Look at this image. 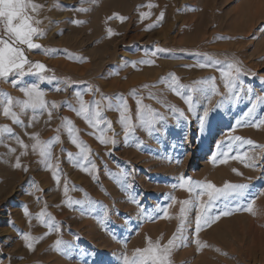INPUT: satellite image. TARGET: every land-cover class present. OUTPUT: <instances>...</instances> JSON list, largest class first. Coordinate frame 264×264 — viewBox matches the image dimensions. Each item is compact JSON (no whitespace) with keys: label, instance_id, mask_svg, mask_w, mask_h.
I'll list each match as a JSON object with an SVG mask.
<instances>
[{"label":"rangeland","instance_id":"374dc122","mask_svg":"<svg viewBox=\"0 0 264 264\" xmlns=\"http://www.w3.org/2000/svg\"><path fill=\"white\" fill-rule=\"evenodd\" d=\"M107 1L33 0L41 7L29 14L41 22L38 27L45 33L34 42L56 51L26 50L25 55L33 63H44L49 70L46 75L56 79L41 83L38 77L27 75L13 86L15 76L8 81L0 78V93L14 101L23 99L20 87L39 83L52 112L49 119L48 112L29 109L21 116L23 125H17L3 115L6 98L0 96V128L7 125L12 129V133L0 132V262L51 264L61 257L64 264H122L123 255L134 258L135 250L147 247L149 239L166 244L176 236L170 264H264V247H257V243H264V149L238 148V142L228 148L233 135L264 145V126H254L264 120V102L257 104L251 116L244 115L257 96H264V17L257 13L259 7L264 9V0H118L106 7ZM142 13L149 15L142 19ZM168 40L187 44L167 47ZM157 48L169 51L152 56ZM233 58L254 75L241 77L244 91L238 102L216 109L227 92L219 69L227 65H197ZM149 60L152 63L144 62ZM173 76L183 85L207 89L206 94H193L195 113L184 103L187 89L178 96L169 87ZM209 78H214L218 95L211 93L209 85L197 84ZM89 85L91 92L85 91ZM57 87L61 90L56 91ZM76 92L91 110L100 102L99 128L76 115ZM118 96L123 97L121 103H127L133 125L127 140L120 123ZM138 99L165 119L157 120L151 128L142 126L137 117ZM52 103L57 108L52 109ZM173 107L184 111L187 119L173 113ZM204 108H209L210 114L201 129L198 117ZM68 120L90 150L87 161L71 143ZM102 131L116 141L115 145L100 143ZM36 134L42 141H52L51 160L45 161L32 151L35 140L31 137ZM17 136L28 145L27 150L17 143ZM25 151L27 154L21 155ZM245 152L254 157V167L233 159ZM17 157L20 168L15 167ZM181 177L216 187L241 182L249 188L243 198L217 201L213 215L226 210L231 214L220 216L197 233L195 206L181 228L180 202L193 199L198 192L174 188ZM77 200L81 203H69ZM200 200L206 201L207 196ZM41 212L43 218L37 219ZM252 227L263 234L255 235ZM21 233L30 234L31 250ZM58 239L64 242L62 248L68 245L72 251H58ZM196 240L200 241L199 249ZM89 253H94V258Z\"/></svg>","mask_w":264,"mask_h":264},{"label":"snow or ice","instance_id":"6c2138e0","mask_svg":"<svg viewBox=\"0 0 264 264\" xmlns=\"http://www.w3.org/2000/svg\"><path fill=\"white\" fill-rule=\"evenodd\" d=\"M41 5L34 3L33 0H0V25H2L3 35L0 36V78L5 81H8L10 76H15L16 79L11 81L13 86H16L20 81L27 75H33L38 77L39 82L52 83L56 79L55 76L46 75L49 71L46 68V65L42 62L33 63L25 55L26 50H42L45 54H48L49 51L55 52V49L49 50L42 48L40 43L34 42V38L44 36V30L38 25L41 23L39 20L35 19L34 16L29 13H36L40 9ZM151 7V5H149ZM80 11H86V9H80ZM149 13H142L141 18H145ZM163 18V13L160 15V19ZM120 19H124L121 17ZM36 25V26H34ZM151 27H155L152 25ZM109 34L111 35V30L109 29ZM6 37V38H5ZM168 49L157 48L151 53L152 56H156L159 52H167ZM145 63H152V61H144ZM227 65L226 68L221 67L219 69L221 78L224 82V87L227 90L224 98L219 101L214 107L219 109L224 104L238 102L240 99V92L244 91L243 82L241 77L246 75H254L250 73L249 70L244 68L241 63L235 58L231 60H215L212 64L200 63L197 66L200 68L211 67L219 64ZM65 83H71V81H65ZM199 85H209L211 93L213 95L218 94L214 78H209L206 81H198ZM169 87L176 92L178 96H182V89H187L188 95L183 96L184 103L188 106V111L195 113L197 110V105L194 103L193 94L201 92L206 94L207 89L197 86H187L179 82V80L173 76L172 83L169 84ZM56 91L61 89L57 87ZM93 90L92 86L89 85L85 91L91 92ZM19 91L23 94V99L15 100L5 93H0V96H5L6 102L3 107V115L9 117L14 124L23 125L24 121L21 119V116L26 114L27 110H32L33 113L36 112H48L49 119L52 117V112L49 110L48 102L45 99L46 91L42 90L39 87V83H28L25 86L19 88ZM99 91V89H96ZM248 93L252 92V89H247ZM135 94V93H134ZM77 98H79V108L73 109L76 111L77 116H82L91 127L99 128L102 121L100 119L101 112L99 110V101L96 102L97 107L95 110H91L89 106L83 100V97L80 92H76ZM123 97H116V102L119 104L120 112V123L124 126L125 140H127L128 135L133 132V125L131 117L128 114V105L126 102L121 103ZM264 102V96H257L251 107L248 108L247 112L244 114L246 117L251 116L252 113L256 110L257 104ZM138 105L137 117L142 126L151 128L154 123L159 120L163 121L165 117L161 114L155 113L149 106L144 105L141 100L136 101ZM111 107V104L109 105ZM14 108L18 111L13 110ZM52 109L57 108V104L52 103ZM172 112L179 115L184 119H187L184 111L179 108L173 107ZM210 109L204 108L203 114L200 115L199 124L200 128L205 127L206 121L209 117ZM33 120L36 119V116L33 115ZM240 121H237V124H240ZM256 127L264 126V120H260L259 124H254ZM108 127L111 128V124H108ZM0 132L12 133V129L5 125L3 128H0ZM67 132L69 136L72 137L71 143L76 145L80 149V156L84 161L88 160L89 149L86 145L83 144V141L79 140L76 135V129L70 120L67 121ZM31 139L35 140V143L31 145L33 152H38L39 156L44 158L45 161H49L52 158V141H42L38 134L33 135ZM59 138L57 137V140ZM101 144H112L115 145L116 141L111 137L104 135L103 131L98 137ZM230 143L228 145L229 150L232 149L233 144L238 142V148L243 147L244 145L251 146L252 148L264 149V145H256L251 139H243L240 136H230ZM17 143L21 148L27 150L28 145L25 144L18 136L16 137ZM219 147V145H218ZM12 151H15L14 149ZM27 152H22L21 155H26ZM69 153V157H71ZM226 156L227 153H224ZM233 159H239L242 163H245L246 166L254 167V157L250 156L249 153L245 152L243 154L233 157ZM215 162V161H214ZM16 168L21 167L20 159L17 157ZM53 164L49 163L48 168L52 169ZM95 168V165H92ZM58 168V165H56ZM24 171L27 172V167L24 168ZM53 176L56 179V182L59 183V176L56 171L53 172ZM127 178L125 177V180ZM174 188L179 187L181 189H187L189 191L196 192L195 196L191 200H184L180 202V218H181V228H183V221L187 217V214L193 206L197 207V215L195 217V230L197 233L207 225H211L220 216H227L231 214V210H226L220 212L218 215H213L212 210L217 201L221 199L228 201L233 198H243L249 188V184L245 183H225L223 187H216L212 183H201L193 182L190 178L185 179L184 177L180 178L178 185H173ZM64 194L67 196L68 187L65 184ZM206 195L207 200L201 201L200 197ZM135 202V201H134ZM70 204H80L81 201H69ZM248 211H252V208L249 207ZM25 215L28 214V209H24ZM105 217L108 216L107 211L104 213ZM165 215L167 212L165 210ZM44 213L41 212L37 219H42ZM51 227V225H49ZM57 232L60 231V228L55 229ZM180 229H177L179 232ZM22 239L25 241L26 247L30 250L33 248V240L30 239L29 233H21ZM79 239V237H77ZM177 237L169 239L166 244H161L159 240L153 242L151 239L148 240V246L145 248H137L134 253V258H129L127 255H123L122 264H170V255L173 247L175 246V241ZM198 249L201 247L200 241L196 240ZM55 245L58 251L69 252L72 251L71 247L64 245V242L61 240H56ZM126 246V244H125ZM93 258L94 253H89ZM2 264V262H0Z\"/></svg>","mask_w":264,"mask_h":264},{"label":"bare ground","instance_id":"6f19581e","mask_svg":"<svg viewBox=\"0 0 264 264\" xmlns=\"http://www.w3.org/2000/svg\"><path fill=\"white\" fill-rule=\"evenodd\" d=\"M118 0H112L111 2L108 0L107 1V3L105 4L106 5V7L108 6V7H111L110 5H112L113 3H115V2H117ZM124 1V0H123ZM122 1V2H123ZM127 1V0H126ZM212 1V0H211ZM215 1V0H214ZM213 1V2H214ZM247 1V0H246ZM254 1V0H253ZM119 2V1H118ZM205 3V2H204ZM122 4V3H121ZM143 4V3H142ZM248 4V3H247ZM257 4V3H256ZM114 5V4H113ZM112 5V6H113ZM123 5H124V2H123ZM123 5H121V6H123ZM126 5V4H125ZM176 6V5H175ZM250 6V5H249ZM177 7V6H176ZM178 10V9H177ZM124 11V10H123ZM125 11H127V10H125ZM247 12V11H246ZM252 12V11H251ZM237 13V12H236ZM241 13V12H240ZM249 13V12H248ZM258 13V16H259V18H263L264 17V9L263 8H260L259 7V11L257 12ZM244 14H245V12H244ZM253 14V13H252ZM240 15V14H239ZM249 15V14H248ZM237 17H238V15H237ZM243 18V17H242ZM247 19V18H246ZM249 20V19H248ZM130 21V20H129ZM200 21V20H199ZM202 21V20H201ZM245 21V20H244ZM251 21V20H250ZM243 22V21H242ZM246 23V22H245ZM251 22H249V24H250ZM198 24V23H197ZM170 25V24H169ZM252 25V24H251ZM250 25V26H251ZM254 25V24H253ZM247 26V25H246ZM238 28V27H237ZM248 29V28H247ZM240 30V29H239ZM251 30V29H250ZM204 33V32H203ZM198 37V36H197ZM184 39V38H183ZM201 40V39H200ZM200 40H198V41H200ZM76 41V40H75ZM124 41V40H123ZM197 41V40H196ZM195 41V42H196ZM197 41V42H198ZM116 42V41H115ZM168 46L167 47H170V46H173V43H176V44H178V46H182V48H183V46H184V44H187V42H185V41H183V40H179V41H171L170 43H169V40H168ZM79 44V43H78ZM115 44V43H114ZM117 44V43H116ZM192 44H194V42L192 43ZM191 46V45H190ZM198 46V45H197ZM116 47V46H115ZM115 47H113V49L115 48ZM179 49H181V47H178ZM184 48H187V47H184ZM170 49V48H169ZM171 49H172V47H171ZM174 49V48H173ZM115 50H116V48H115ZM109 51V50H108ZM114 51V50H113ZM177 52V51H176ZM105 53H106V51H105ZM211 55V54H210ZM214 55V54H213ZM222 55V54H221ZM167 75V74H166ZM145 76V75H144ZM157 81V80H156ZM223 88V87H222ZM199 94V93H198ZM216 95V94H215ZM218 95V94H217ZM215 98V97H214ZM213 98V99H214ZM200 104V103H199ZM200 107V106H199ZM209 108H211V107H209ZM213 108V107H212ZM221 112V111H220ZM225 115V114H224ZM183 120V119H182ZM195 125V124H194ZM190 126V125H189ZM164 127V126H163ZM181 129V128H180ZM185 129V128H184ZM194 130V129H193ZM160 133V132H159ZM165 156V155H164ZM190 156V155H189ZM177 161V160H176ZM165 163V162H164ZM145 164V163H144ZM67 165V164H66ZM174 165V164H173ZM163 172V171H162ZM172 173V172H171ZM247 177V176H246ZM251 177V176H250ZM255 178V177H254ZM252 179V178H251ZM236 181V180H235ZM244 181V180H243ZM249 182V181H248ZM241 183V182H240ZM10 186V185H9ZM13 189H15V188H13ZM13 189H12V191H13ZM10 192V191H9ZM11 193V192H10ZM11 195V194H10ZM262 199V198H261ZM264 206V205H263ZM262 208V207H261ZM192 209V208H191ZM196 212V211H195ZM132 216V215H131ZM133 218V217H132ZM256 227V226H255ZM253 228V227H252ZM251 228V229H252ZM253 230H255L254 231V234L255 235H260V234H263L262 232H259L258 230H257V228L256 229H254L253 228ZM251 231V230H250ZM261 231V230H260ZM89 232V231H88ZM253 232V231H252ZM91 234V233H90ZM123 234V233H122ZM253 234V235H254ZM253 237V236H252ZM257 237H260V236H257ZM260 239V238H259ZM104 241V240H103ZM247 242V241H246ZM106 243V242H105ZM102 244V243H101ZM243 244V243H242ZM241 244V245H242ZM264 243H262V242H259V243H257V247H260L261 249L264 247V245H263ZM103 245H105V244H103ZM113 245V244H112ZM131 245V244H130ZM232 245V244H231ZM114 246V245H113ZM256 246V245H255ZM107 247V246H106ZM105 248V247H104ZM262 252H263V250H262ZM51 254V253H50ZM84 254H85V252H84ZM49 254H47V256H48ZM61 255V254H60ZM52 256V255H51ZM46 258V257H45ZM53 258V257H52ZM51 258V259H52ZM55 258V257H54ZM48 259V258H47ZM58 259H59V257H58ZM58 259H54V260H52V263L51 264H62L63 262H61V257H60V261L58 260ZM50 261V260H49ZM63 261V260H62ZM81 261V260H80ZM86 261V260H85ZM48 262V261H47ZM64 264V263H63ZM65 264H67V262L65 263Z\"/></svg>","mask_w":264,"mask_h":264}]
</instances>
